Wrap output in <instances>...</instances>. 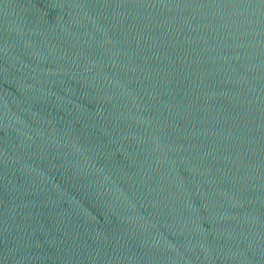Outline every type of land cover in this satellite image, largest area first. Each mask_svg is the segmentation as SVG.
Here are the masks:
<instances>
[{
    "label": "water",
    "instance_id": "95a60500",
    "mask_svg": "<svg viewBox=\"0 0 264 264\" xmlns=\"http://www.w3.org/2000/svg\"><path fill=\"white\" fill-rule=\"evenodd\" d=\"M0 264H264V0H0Z\"/></svg>",
    "mask_w": 264,
    "mask_h": 264
}]
</instances>
